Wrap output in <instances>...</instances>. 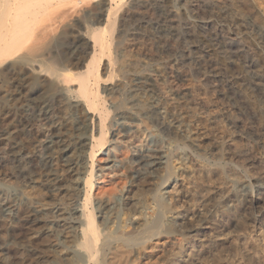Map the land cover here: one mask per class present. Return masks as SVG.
Instances as JSON below:
<instances>
[{"label":"bare ground","instance_id":"obj_1","mask_svg":"<svg viewBox=\"0 0 264 264\" xmlns=\"http://www.w3.org/2000/svg\"><path fill=\"white\" fill-rule=\"evenodd\" d=\"M161 1L0 0V76L22 81L20 90L23 91L21 102L14 106L19 124L10 131L1 130L8 153L16 164L13 175L33 181L30 172L37 169L45 175L48 192L54 194L62 178L59 163L73 174L70 182L74 200L69 213L75 221L69 226V236L63 238L70 243L61 253L63 264H138L140 257L158 255L165 247L170 253L167 264H264V158L254 155L252 134L244 128L245 124L240 125L236 116L220 112L218 101L210 97L215 88L209 86L205 77L198 75L201 82L189 84L192 77L188 80L185 67V72H174L173 78L178 81L187 78L189 85L165 90L163 84L171 78H163L164 74L149 67L147 61H131L126 56L125 15L145 11ZM234 8L222 7L215 17L230 28L225 29L229 35L222 44L231 49L227 59L233 63L234 58H243L248 63L250 71L239 70L236 75L246 79L258 96L249 95L245 89L236 90L237 87H233L234 92L257 127L264 128V69L250 53L252 50L248 52L252 41L255 50L264 51V25L239 17ZM156 10L153 12H160ZM166 26L158 27L160 32L173 31ZM174 34H178L176 30ZM102 69L118 78L111 82L105 79L107 83L101 85ZM223 115L228 123L222 121ZM128 120L140 122L146 128L155 125L170 135L172 148L167 152L155 150L149 159L137 152L131 162L124 161L122 165L132 177L133 191L125 198L121 195L115 198V204L103 200L93 202L94 160L115 128L129 130L125 123ZM31 122H39L42 129L40 149L32 151L17 140ZM179 144L196 150L199 160L186 172V191L179 190L181 193L169 196L166 201L164 183L174 173L170 158ZM207 149L213 152L212 165L204 162L208 158ZM226 154L227 159L234 158L244 168L253 170L247 181L237 178L236 173L229 172L232 169L227 171L222 165ZM132 163L136 164L133 170ZM253 184L260 190L254 191ZM143 193L148 194L155 210L151 218L132 221L130 217L143 214L144 203L140 197ZM19 198L13 196L0 205V215L6 221H12L22 208L29 213V207H23L24 199ZM181 199L188 205L172 219L177 218L179 226L187 227V233L176 230L174 221L167 220L168 214L176 213L173 206ZM224 201V207L214 215L207 213L213 204ZM230 201L238 207L241 205L243 213L237 206V210L231 207ZM120 213L126 216L123 223L117 221L108 226V217L116 218ZM206 214L212 217V221L208 220L212 223L203 227L201 223ZM98 217L102 219L101 224ZM28 221L33 225L39 218L30 217ZM200 226L208 228V235L198 233Z\"/></svg>","mask_w":264,"mask_h":264},{"label":"rangeland","instance_id":"obj_2","mask_svg":"<svg viewBox=\"0 0 264 264\" xmlns=\"http://www.w3.org/2000/svg\"><path fill=\"white\" fill-rule=\"evenodd\" d=\"M162 1L160 2L161 5H159L160 3L153 4L156 8H154L153 5H150L146 8L147 10L145 9V11H136L132 14L129 13L125 15L123 22L124 26H126L127 29L125 39L126 49L128 50L126 51V56L128 54V60L141 59L147 61L149 62V67L153 68L159 73H162V76L164 74L165 77L163 76V78H171L170 80L166 79L169 81H167V83L165 82L166 84H163L165 90L169 91H173V89L175 88L181 89V87L183 89V85H186L185 87H187L191 83L199 81L201 82V79L203 77L208 79V83L210 84L208 85H212V87L215 88L212 89H214V92L216 91L215 93H211L214 94L216 98L214 97V95H210V97L213 99V101H218L216 103L218 104V108H220V112L223 114L227 113L228 115L231 114L232 116H236L240 122V125L242 124V127L245 124L244 128L249 131V135L252 134L250 135V137L252 136L251 141H253V146H255L253 149V153H255L254 155L264 158V128L257 127V122L254 119L253 120L255 122H253L252 117H250L244 111V108L240 102L241 99H239L240 97L236 94V92H234V88L237 87L236 90L241 89L242 91H244L245 89L248 94L250 93L249 95H256L254 97L258 96L257 92H253L254 88L247 82L246 79L244 80L243 78L242 80V77L239 76L240 78H238V75H236L237 72H240L242 70L250 71V68L248 66V63H246L243 58V61L241 58H239V60H237V58H234L233 63L232 61L230 62L229 59H227L229 58L231 49H228L222 44L224 39H226V37L229 35V32H227V30L225 29L230 30V28H228L229 25L227 26V24L220 18L217 19L215 17L216 14L218 15V13H221L220 10L222 9V7L231 6L233 8L235 7V13L239 17L241 16L242 18H245L252 23H262L264 25V0H164L163 3ZM164 8L169 9H166L168 14H166ZM156 9H160V12ZM153 10H156L157 12H153ZM164 14L168 16H165ZM164 16L168 19L163 18ZM162 19L164 20L162 21ZM165 25H167L165 27L166 29L170 28L174 31V33L176 30V33H178L176 34L177 36L173 33V31H170L171 33L165 31L160 32L159 28H164ZM173 26L175 28H172ZM179 27L183 29L180 30L181 32H178V30L180 29ZM179 33H181L182 36L181 34L179 35ZM252 43L256 47L255 42L252 41L248 47V52L252 50L250 53L254 55V57L259 62V65L262 64L261 66L264 69V51L259 52L258 50H255V47L251 45ZM187 50L191 51L190 54L189 52L187 53ZM187 54L189 55L187 56ZM179 58L181 60H179ZM227 62H229V64ZM185 67L187 72H185ZM195 68H197V71L195 70ZM176 71H183L187 73V77H189L188 80L192 77V79L194 78V81L191 79L189 80V82L187 78V82L185 80H176L175 77L173 78V73ZM199 72H201V74ZM101 73V85L102 82L107 83L106 80L108 82H111L113 79H115V77L118 78L116 74L108 75V73L104 69L101 70ZM170 75L171 77H169ZM198 75L200 77L202 76V78H199ZM206 75L208 78L206 77ZM210 76H214V78ZM215 76L218 78H216ZM235 76H237V79ZM212 79L213 82H211ZM226 79L229 81H227ZM21 82L16 78L13 79L12 76H0V205L6 203L7 201H10L13 196H17L20 197L19 199H24L23 207H29V213H25L27 209L24 211V209L22 208L15 215L13 220L10 221L11 223L6 221L4 217L0 215V264H63L62 254L67 250V247L70 244L69 242H64L63 238L69 236V226L75 221V217L69 213L74 200L73 188L70 182L73 174L67 171L66 167L63 164L59 163L58 171L61 172L60 174L62 178L58 182V185H56L54 194H50L47 190V187H45L47 186L44 183L46 181L45 175L43 173L39 174V171L37 169H35L34 171V167L30 164L28 166L33 167L30 168L33 169L30 172L31 179H33V181L20 175H13V171L15 169H12L16 168V164H14L15 162L13 163L10 157V153H8V145L6 144L7 142L3 138V135H1V130L6 129V131H10V129H13L15 125L19 124V116L16 115L14 106H18L23 96V91L20 90ZM177 83L179 84V86ZM229 85L230 87L228 88ZM219 88L224 90H220ZM232 89L233 91H231ZM220 92H223V94H221ZM220 97L221 100H219ZM192 106L193 105H191V107ZM222 117V121L224 123H228V121H226V116L223 115ZM125 123L129 126L130 131H122L119 127V129L115 128L112 131L111 135L109 134L108 142L106 143L105 147L101 149V152L97 154L94 160L93 172L95 174V180L94 188L92 190L93 202L103 200L105 202L109 201V204H115V198H118V196L120 195L125 198V196L128 195L130 191H133L132 177L130 178L122 165L124 164V161L131 162L137 152H142V154L146 155V158L149 159V156L153 157L155 150L167 152L172 148V144H170V139L172 138L170 137V135L159 131L155 127V125H150L148 126V128L143 126V128L140 122L138 123L137 121L128 120ZM256 129L258 131H256ZM25 130L26 131L24 135H21L19 138H17V140L19 142L21 141L22 143H20L23 144L24 147L27 148V150L30 149V151H32L40 149L42 133L41 124L39 122H31L30 125L28 124L26 126ZM210 152L211 150L207 149L206 155L208 158H206L204 162L212 165L213 152ZM228 156L229 155L226 154L223 157L222 165L225 166V168L227 167V171L232 169L229 172L236 173L237 178L247 181V179L252 176L251 174H253V170H250L248 167L244 168V165H240L234 158L229 157L231 159H227ZM197 160H199V158L197 157L196 150L191 149L184 144H179L177 148H174L170 158L174 173L166 181V184L164 183L165 186L163 188V191H165V196H167L166 201L169 200V196H174L177 193H181L182 190V193L186 191V172ZM135 166L136 164L132 163L131 169L133 170ZM253 186L254 188H252L254 191H257L259 189L257 188L258 185L256 184H253ZM237 188L238 187L236 186V188L234 187L233 190L237 191ZM179 190L181 191L179 192ZM140 197L142 198L144 203V208L142 209L143 214L141 216L140 214H137L134 217H130V215L127 216V218L130 217L129 219L132 218V221H143L146 220L145 218H151L153 211L155 210V206L151 202V199L147 193L141 194ZM225 202L226 201L223 202L224 204L222 202L216 203L217 206H214L213 204L212 209L211 207H209L210 212L208 211L207 213L210 216L214 215L216 211L221 210L224 207ZM229 203H232V201H230ZM233 203V206L231 207H234L237 210L238 204L235 205V202ZM186 204V200H179L178 203L174 204L175 207L173 206V210L176 213L174 215H167V220L170 221L171 219L172 222L174 221L173 223L175 224L174 227L176 228V230H179L183 233H187L185 231H188V228H182L181 226H179V220L177 218L172 219V217L176 216L178 213L181 214L182 210L187 207L188 204ZM219 204L221 205L219 206ZM238 210L239 212L243 213V208L241 207V205H239ZM23 215L25 216L23 217ZM26 215H28L29 217ZM209 215L206 214V218L205 220H203L204 222L202 221L201 226L204 225L203 227H208V225L212 223L210 222L212 221V217L210 218ZM118 216L119 215H117L116 218L108 217L107 220L106 217L103 218L107 221L108 226H113L117 221V223H123V218L125 219L126 217L125 214H121L119 217ZM30 217H37L39 218V221H37V223L34 222L32 225L28 221ZM101 220L102 219L100 217L97 218V221H100V224ZM201 226L198 230V233H200L201 235H205L208 228H203ZM206 235H208V233H206ZM55 243H58V245H56ZM164 249H167V247L161 249L158 255H151L148 257L142 256L143 258L140 257L139 261H137L138 264H167L170 253H168L167 250L165 251ZM60 261H62V263ZM211 264L216 263L212 262Z\"/></svg>","mask_w":264,"mask_h":264}]
</instances>
